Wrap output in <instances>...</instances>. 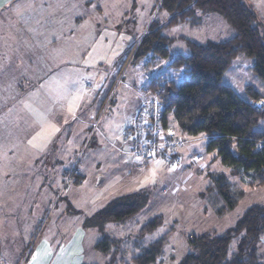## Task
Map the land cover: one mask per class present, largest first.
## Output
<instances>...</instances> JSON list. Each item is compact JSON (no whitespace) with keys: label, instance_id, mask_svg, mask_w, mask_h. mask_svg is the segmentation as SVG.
<instances>
[{"label":"rangeland","instance_id":"1","mask_svg":"<svg viewBox=\"0 0 264 264\" xmlns=\"http://www.w3.org/2000/svg\"><path fill=\"white\" fill-rule=\"evenodd\" d=\"M139 1L132 29H95L92 39L75 53H66L36 87H23L13 109L7 105L5 117L13 127L0 137V264H26L32 247L47 243L61 249L73 240L84 251L85 264H132L133 256L163 236V256L154 264H179L186 255L198 253L191 240L221 236L250 207L264 208V182L232 175L215 159V151H207L204 135L183 134L180 164L172 171L159 160L145 163L128 153L123 130L131 125L136 105L149 98L150 83H180L184 78L183 72L173 76L170 71L176 55L190 52L179 37L203 44L234 36L220 15L205 13L200 24L163 28L162 34L173 39L166 58L147 53L134 60L150 23L165 25L171 16L160 8L161 0ZM243 1L264 34L259 0ZM251 66L252 60L238 56L222 78L242 99H247L246 85L264 95V83ZM173 126L171 122L167 130L178 137ZM255 129L264 132V117ZM33 137L36 148L28 143ZM220 174L231 184L232 208L212 179ZM140 192L147 196L146 204L127 221L87 226L88 219L114 200ZM155 218L161 224L140 235ZM104 237L115 241V259L96 251L95 244ZM237 243L238 238L230 241L229 255L236 252ZM254 246L263 256L264 232Z\"/></svg>","mask_w":264,"mask_h":264},{"label":"trees","instance_id":"2","mask_svg":"<svg viewBox=\"0 0 264 264\" xmlns=\"http://www.w3.org/2000/svg\"><path fill=\"white\" fill-rule=\"evenodd\" d=\"M160 8L171 15L170 19L165 25L150 23L138 43L134 60L147 53L166 58L167 45L172 39L162 34L163 28L188 20L195 23L198 12L220 15L234 31L232 38L222 42L200 44L180 38L189 47L191 55H176L170 67L184 66V78L180 83L166 79L152 81L146 90L162 106V126L168 129L173 122L182 135H204L208 141L207 151H215V159L228 166L232 175H241L262 184L264 132L256 130L255 126L264 117V103L256 106L257 102L264 101V95L252 85H246L247 99H242L222 82L224 73L234 60L243 56L252 60V73L264 83V34L256 25L255 14L243 0H161ZM175 139L185 143L182 137ZM212 179L227 206L232 208L234 201L230 182L223 174ZM81 180L82 177L76 178V183ZM146 201L147 196L143 192L116 199L88 219L87 226L123 223L140 212ZM160 224L161 219L155 218L141 228L140 235L152 232ZM262 232L264 208L252 206L235 227L223 235L191 240L198 253L186 255L179 264H264V255L261 256L254 246ZM233 238H238L236 252L229 255L228 248ZM166 242L167 237L163 236L150 243L130 259L131 263L154 264L162 258ZM116 247L115 241L105 237L95 244L96 251L112 259L116 256Z\"/></svg>","mask_w":264,"mask_h":264},{"label":"crops","instance_id":"3","mask_svg":"<svg viewBox=\"0 0 264 264\" xmlns=\"http://www.w3.org/2000/svg\"><path fill=\"white\" fill-rule=\"evenodd\" d=\"M139 2V0H0V137L6 133V129L10 130L13 127V121L10 123L11 118L5 115L9 106L13 107L12 102L18 98V94L24 93L23 87H36L39 84L36 81L45 77V73L54 68L55 63L63 59L66 53L68 55L75 53L77 47L92 39L95 29L99 27L132 29L135 23L133 14H139ZM203 15L198 12L195 23L188 20L178 24H200ZM6 124L9 126H3ZM173 127L174 133L183 137L175 124ZM69 243L61 249H52L47 243H42L40 247L34 246L30 249L25 262L85 264L84 251L77 246L75 240Z\"/></svg>","mask_w":264,"mask_h":264},{"label":"built area","instance_id":"4","mask_svg":"<svg viewBox=\"0 0 264 264\" xmlns=\"http://www.w3.org/2000/svg\"><path fill=\"white\" fill-rule=\"evenodd\" d=\"M161 111L162 106L155 98L149 96L142 100L134 112L131 125L123 130V136L129 141L128 153L135 160L141 162L159 160L171 168L175 165L176 169L180 164L177 152L184 142L175 139L173 135H169L167 129H164L160 122ZM150 152H154L155 155H149Z\"/></svg>","mask_w":264,"mask_h":264},{"label":"snow or ice","instance_id":"5","mask_svg":"<svg viewBox=\"0 0 264 264\" xmlns=\"http://www.w3.org/2000/svg\"><path fill=\"white\" fill-rule=\"evenodd\" d=\"M256 6L261 12H264V0H259V2L257 3ZM77 99H79V97H77ZM262 103H264V102H262ZM69 111L70 112L72 111L71 107L69 108ZM49 127H52V126H49ZM52 130L55 131V128H52ZM171 134L172 133L170 132L169 135H171ZM36 139H37V137H33V139L28 142L29 145L32 146L33 148L37 147V144L35 143ZM160 147L162 148L163 144H161ZM149 155H155V153L150 152ZM137 159H139V157H137ZM174 168H175V165H173L172 168L169 169V171H172ZM152 176L153 177L155 176V169H153ZM145 182H147V177L145 178Z\"/></svg>","mask_w":264,"mask_h":264},{"label":"clouds","instance_id":"6","mask_svg":"<svg viewBox=\"0 0 264 264\" xmlns=\"http://www.w3.org/2000/svg\"><path fill=\"white\" fill-rule=\"evenodd\" d=\"M186 57L190 56L191 53L190 52H184L183 53ZM171 74L173 76H179L183 71H184V66L180 65V66H177L175 67L174 69H171Z\"/></svg>","mask_w":264,"mask_h":264}]
</instances>
